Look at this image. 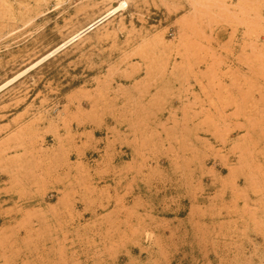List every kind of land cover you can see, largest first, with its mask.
Here are the masks:
<instances>
[{
	"label": "rangeland",
	"instance_id": "1",
	"mask_svg": "<svg viewBox=\"0 0 264 264\" xmlns=\"http://www.w3.org/2000/svg\"><path fill=\"white\" fill-rule=\"evenodd\" d=\"M195 1L0 92V264H264V1ZM118 2L1 0L0 85Z\"/></svg>",
	"mask_w": 264,
	"mask_h": 264
},
{
	"label": "bare ground",
	"instance_id": "2",
	"mask_svg": "<svg viewBox=\"0 0 264 264\" xmlns=\"http://www.w3.org/2000/svg\"><path fill=\"white\" fill-rule=\"evenodd\" d=\"M1 1V0H0ZM117 1V0H116ZM126 1V0H125ZM124 0H120V2H118L119 4L117 5V7H114V8H111L106 14H105V16L103 15L102 17H100L99 19H97V20H94V22L93 23H91V24H88V26H86V27H83L84 29H81L79 32H75V34L74 35H72L69 39H67L65 42H63L61 45H59V46H57L55 49H53L51 52H49L47 55H45L43 58H39L38 60H37V62L35 61V63H33L32 65H30L29 67H27L24 71H22L21 73H19L18 75H16V76H14V78H12V79H8V81L7 82H3L2 83V85H0V92L1 91H3L5 88H7V87H9L11 84H13L15 81H17L18 79H20L21 77H23L26 73H28V72H30L31 70H33L37 65H39L41 62H43L44 60H48V58H50V57H53L55 54H57L59 51H62L64 48H66L67 46H69V45H72L74 42L76 43V41L78 42V40L82 37L83 38V36L84 35H86L87 33H89L91 30H93V29H95L97 26L99 27V25L101 24H104L103 22H105L108 18H109V20H110V16L112 15L113 16V14H116L117 12H119V11H121L122 9H123V7L125 6V5H127L126 4V2H125ZM195 1V0H194ZM201 1V0H200ZM206 1V0H205ZM219 1H221V0H214V4H215V2H219ZM223 1V0H222ZM238 1H240V0H238ZM244 1V0H243ZM264 1V0H263ZM103 2V1H102ZM127 2H128V0H127ZM139 2H141V1H139ZM198 2V1H197ZM197 2L195 1V3L197 4ZM204 2V1H203ZM210 1H208V4L210 5L211 3H209ZM213 2V1H212ZM260 2V1H259ZM258 2V3H259ZM109 3V2H108ZM129 3V2H128ZM132 3V2H131ZM198 3H200V2H198ZM224 3V2H223ZM223 3H222V5H223ZM237 3V2H236ZM262 3V2H261ZM110 4V3H109ZM115 4V3H114ZM133 5H134V3H132ZM136 4V3H135ZM204 4H205V2H204ZM260 4V3H259ZM106 5V4H105ZM197 5H199V6H202L201 4H197ZM208 5V6H209ZM212 5V4H211ZM219 5H221V2H220V4ZM113 6V5H112ZM128 6V5H127ZM126 6V7H127ZM130 6V5H129ZM204 7H206L205 5H203ZM106 7H108V5H106ZM229 7V6H228ZM232 7V6H231ZM128 8V7H127ZM104 10V9H103ZM124 10V9H123ZM125 10H126V8H125ZM104 14V13H103ZM121 17H119V19H120ZM259 21V20H258ZM107 22V21H106ZM109 22V21H108ZM119 22H120V20H119ZM257 22V21H256ZM256 22H254L255 24H256ZM90 23V22H89ZM121 23V22H120ZM262 23H263V21H262ZM111 24V23H110ZM258 24V23H257ZM256 24V25H257ZM261 24V23H260ZM100 25V26H101ZM112 25V24H111ZM119 25H121L122 26V24H119ZM97 29V28H96ZM15 30V29H14ZM119 30H121L120 28H119ZM78 31V30H77ZM94 31V30H93ZM114 32V31H113ZM112 32V33H113ZM13 35V34H12ZM154 37V36H153ZM80 41V40H79ZM175 66H177V65H175ZM178 67V66H177ZM180 67V66H179ZM190 67V66H189ZM156 100H158V99H156Z\"/></svg>",
	"mask_w": 264,
	"mask_h": 264
}]
</instances>
